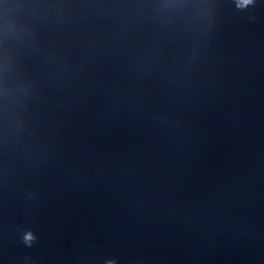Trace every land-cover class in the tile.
<instances>
[{"label":"clouds","instance_id":"9594fccd","mask_svg":"<svg viewBox=\"0 0 264 264\" xmlns=\"http://www.w3.org/2000/svg\"><path fill=\"white\" fill-rule=\"evenodd\" d=\"M252 2V0H246V2H244L245 4H249V3H251ZM28 239H31V237H28Z\"/></svg>","mask_w":264,"mask_h":264},{"label":"snow or ice","instance_id":"6c2138e0","mask_svg":"<svg viewBox=\"0 0 264 264\" xmlns=\"http://www.w3.org/2000/svg\"><path fill=\"white\" fill-rule=\"evenodd\" d=\"M244 2H246V0H244Z\"/></svg>","mask_w":264,"mask_h":264}]
</instances>
